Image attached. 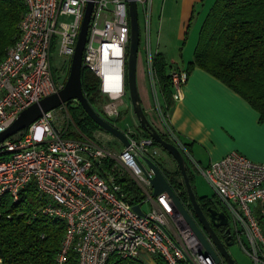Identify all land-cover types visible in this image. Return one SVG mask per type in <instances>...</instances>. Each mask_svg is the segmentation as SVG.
Instances as JSON below:
<instances>
[{
  "label": "built area",
  "instance_id": "built-area-1",
  "mask_svg": "<svg viewBox=\"0 0 264 264\" xmlns=\"http://www.w3.org/2000/svg\"><path fill=\"white\" fill-rule=\"evenodd\" d=\"M153 1L137 3L147 18L143 50L157 101L149 22ZM24 2L28 9L20 23V36L0 63V133L22 111L64 87L52 74L53 50L72 60L89 0ZM130 30L128 0H94L83 68L96 74L101 94L110 100L121 99L127 92ZM170 76L173 100L180 101L189 72L175 70ZM157 110L161 113L159 120L166 121L165 135L174 139L170 143L191 157L162 106H156ZM69 121L65 104L32 123L23 138L4 140L0 149V155L9 156L0 161V198L10 194L18 202L21 192L35 183L45 201L43 214L65 222L59 264H65L71 251L77 254L78 264H108L111 258L135 259L139 258L138 251L160 256L167 264H217L185 217L173 209L168 194L153 197L154 172L145 160L157 164L159 153L150 136L123 131L130 144L125 147L118 140L123 149L116 155L85 137L66 138ZM106 159L115 164L103 177L98 169ZM195 166L228 216L234 242L242 246L254 264H264V163L234 152L209 167L199 163ZM126 174L145 194L140 204L144 215L135 211L138 204L131 203L117 182L118 176ZM146 203H152L154 209L145 212Z\"/></svg>",
  "mask_w": 264,
  "mask_h": 264
},
{
  "label": "trees",
  "instance_id": "trees-1",
  "mask_svg": "<svg viewBox=\"0 0 264 264\" xmlns=\"http://www.w3.org/2000/svg\"><path fill=\"white\" fill-rule=\"evenodd\" d=\"M26 9L28 8L24 0H0V63L7 49L20 36V23L27 12ZM197 41L194 61L189 64L188 69L197 66L219 79L249 102L264 122V0H216L207 14ZM154 55L153 71L159 86L158 93L164 100L163 112L169 122L174 103L171 76L163 55ZM81 71L84 94L94 106L95 100L101 95L100 79L87 68ZM72 102L67 103L68 113L78 133L69 136L74 139L92 137L99 126L89 118L81 105L71 108L69 105ZM26 133L27 130H23L12 139H21ZM144 135L148 136L146 132ZM161 135L171 142L165 134ZM156 146L161 147L155 142ZM185 147L192 154L191 146L185 144ZM6 157L7 155H0V161ZM114 164L113 160L106 159L98 172L105 177V172L110 173ZM160 169L176 194L192 209L178 166L172 172L162 167ZM188 174L194 188L193 176L189 169ZM117 182L131 203H143L145 194L134 179L126 174L118 176ZM196 195L204 209L213 206L209 199L199 197L197 193ZM13 200L10 194L0 198L1 264H59L58 257L66 232L65 222L43 214L45 201L35 183L21 192L20 201ZM77 261V254L71 251L65 264H78ZM155 262L167 264L160 256L156 257ZM108 264L147 263L137 258H111Z\"/></svg>",
  "mask_w": 264,
  "mask_h": 264
},
{
  "label": "crops",
  "instance_id": "crops-1",
  "mask_svg": "<svg viewBox=\"0 0 264 264\" xmlns=\"http://www.w3.org/2000/svg\"><path fill=\"white\" fill-rule=\"evenodd\" d=\"M215 1L161 0L159 22L165 28L166 45L162 47L158 44L155 54L163 55L169 73L182 69L189 72L188 82L182 91V99L173 100L169 117L170 126L182 143L191 146L192 154L199 162H205V167L234 152L253 162L264 163V122L261 121L259 112L242 96L207 71L197 66L188 69L189 64L194 61L200 30ZM190 29H193L192 38L197 37V43L195 41L193 45L192 42L191 46V40H188L187 46L177 53L188 32L191 37ZM174 30L176 43L173 37L172 40L170 36V40L167 38L169 31L172 34ZM173 36L175 37V34ZM139 68L138 86L141 88L139 92L142 106L149 118L153 116L151 119L155 123H151L156 130L163 132L153 92L147 81L144 62L141 66L139 64ZM160 104L164 105L163 98Z\"/></svg>",
  "mask_w": 264,
  "mask_h": 264
},
{
  "label": "water",
  "instance_id": "water-1",
  "mask_svg": "<svg viewBox=\"0 0 264 264\" xmlns=\"http://www.w3.org/2000/svg\"><path fill=\"white\" fill-rule=\"evenodd\" d=\"M129 5V18L131 26V38L129 45V53L127 59V85L132 102L134 113L143 128L144 132L148 134L158 145L166 150L170 156L175 160L188 193L189 201L192 209L189 210L180 197L176 194L174 188L164 175L160 167L149 159L146 163L150 170L154 172V178L151 180L153 187V197L166 193L171 198L172 207L175 211L182 214L188 221L194 232L197 234L206 251L213 257L217 264L222 263L221 257L225 259L226 264H236L234 259L226 250V247L234 245L232 236H228L225 244L220 240L213 228L226 227L229 225V218L222 210L217 211L212 207L207 209V215L204 212L201 204L198 201L196 192L191 184L188 174V166L185 158L179 148L165 140L159 131L156 130L154 125L147 119V115L142 106L141 96L138 86V60L140 50V27L138 18V3L137 0H128ZM94 0H89L84 20L82 23L81 31L75 49L74 56L71 61L70 73L64 87L55 94L44 97L40 102L31 105L29 108L21 112L15 122L3 133H0V149L1 144L10 139L23 130H27L32 123L42 118L45 114L67 105L71 101H77L85 113L92 119V121L105 132L110 133L118 139L125 147H128L130 142L128 137L123 131L118 128L111 121L104 118L98 113L88 101L87 96L84 94L82 87L81 74L83 70V55L85 45L88 38L89 23L93 11ZM135 211L144 215L141 210V205L138 204L134 207ZM213 225V226H212ZM230 232V231H228Z\"/></svg>",
  "mask_w": 264,
  "mask_h": 264
},
{
  "label": "rangeland",
  "instance_id": "rangeland-1",
  "mask_svg": "<svg viewBox=\"0 0 264 264\" xmlns=\"http://www.w3.org/2000/svg\"><path fill=\"white\" fill-rule=\"evenodd\" d=\"M161 0H154L153 1V7H152V11H151V15L149 16V22H150V41H151V47L153 50V55L155 54V50L158 47V44H161V46L163 47L165 44V40H166V35H165V28L164 26H161L159 19H160V15H159V9L161 6ZM130 17V16H129ZM138 18H139V27H140V50H139V64L141 66V64H145L146 67V54H145V50H143L144 47V42H145V30L146 29V23H147V18L145 16V13L143 11V8L141 5H138ZM69 20V19H67ZM192 24H194V22H192ZM170 30V29H169ZM192 31L193 29H190V35L191 37H189V32L188 34L185 36V40L182 44H180L181 49H177V53H179L180 51H182V49L184 47L187 46L186 42L188 40H191V46H192V42L194 45V42L197 40V37H193L192 38ZM171 32L169 31L167 38L172 40L173 37V41H175L176 43V31L174 30V32L171 34ZM173 34H175V37L173 36ZM197 34V31H196ZM169 39V40H170ZM197 43V41H196ZM195 43V45H196ZM56 47V46H55ZM71 61L69 58H64V57H60L57 53V50L54 49L53 50V55L51 58V62H52V74L54 77V80L56 82H58V84H66V81L68 79L69 73H70V66H71ZM140 70V68H139ZM147 77L150 86L152 88V81L149 74L147 73ZM157 91L159 90V86L158 84L156 85ZM141 88L139 87V90ZM153 91V90H152ZM162 100V97L160 96V94L158 95V100L155 101L157 102L158 107H161L160 102ZM80 104L77 101H73L69 106H71V108H77ZM109 106V107H108ZM132 102L130 99V95H129V91L127 90L126 95L118 100H110L109 98H106L105 95L103 96L102 94L95 100L94 103V109L100 113L104 118H106L107 120L111 121L113 124H115L117 127H119L122 131L127 132L129 130H131V132H134L136 136H144V130L141 127L135 113H134V109L132 107ZM108 107V108H106ZM67 107V111H68ZM159 109V108H158ZM158 115L160 116V111L157 110ZM147 114V113H146ZM147 117L149 118L148 114ZM153 117V116H152ZM150 116V122H154L155 121ZM159 118V117H158ZM160 124H162V131L160 132L165 134V129H167V125H166V121L163 120L162 118H160ZM69 127H68V131L66 130L65 132V137L66 138H71V136H69V134H77L78 130L76 129L75 125L73 124V121L70 119L69 121ZM155 127V126H154ZM65 128H66V124H65ZM158 131V130H157ZM168 135V133H166ZM84 138V137H82ZM87 139H90L93 141V143L95 142L96 144H98L99 146L102 147H107L110 151H112L114 154H119L122 149L123 146L120 144V142L118 141V139H116L114 136H112L110 133L105 132V130L101 129L100 127L98 129H96L93 132L92 137H85ZM169 138V137H168ZM74 139V138H72ZM171 139V141H174V139L171 137L169 138ZM156 149L158 150V157L156 159L157 164L162 167V169L168 171V172H172L175 171L177 169V164L175 162V160L173 159L172 156H170V154L164 150L162 147L156 146ZM183 156L185 158L186 164H187V168L189 169V171L191 172L192 176H193V185L195 188L196 193L198 194L199 197H205L207 199H209L210 201H212L214 204L213 205H217V207H220L218 204V198L215 196V193L213 191V189L211 188V186L209 185V183L207 182L206 178L197 170L195 163H199V165L205 167V162L200 163L198 158L192 154L191 157H189L186 153H183ZM9 156L6 157V159ZM5 160V159H4ZM112 160V159H111ZM114 161V160H113ZM115 162V161H114ZM106 173V172H105ZM153 204L152 203H146L143 205V210L145 212H150L152 211L153 208ZM228 252L231 255V257L236 261L237 264H254L253 259L247 255V253L244 251V249L242 248V246L237 242L235 243L233 246L228 247ZM138 256L139 258L137 259H141L143 261H145L148 264H156L155 256H150L147 255L141 251H138Z\"/></svg>",
  "mask_w": 264,
  "mask_h": 264
},
{
  "label": "flooded vegetation",
  "instance_id": "flooded-vegetation-1",
  "mask_svg": "<svg viewBox=\"0 0 264 264\" xmlns=\"http://www.w3.org/2000/svg\"><path fill=\"white\" fill-rule=\"evenodd\" d=\"M214 204V203H213ZM212 204V205H213ZM220 206V205H219ZM203 208V207H202ZM210 208V207H209ZM212 208L213 209H215V210H217V211H220V210H222V211H224L222 208H221V206L220 207H217V205H213L212 206ZM208 209V208H207ZM207 209H204L203 208V210H204V212L206 213V215L208 214L207 213ZM213 226V225H212ZM213 228H214V230L213 231H215L216 232V234L218 235V237L220 238V240L225 244V240H226V234H230V236H231V232H228V231H230L229 229H230V227H229V225L228 226H226V227H215V226H213ZM234 239V238H233ZM234 244H235V242H234ZM226 250L228 251V247H226ZM229 253V252H228ZM221 259H222V263L223 264H226V262H225V259L223 258V257H221ZM235 261V260H234ZM235 263H236V261H235ZM237 264V263H236Z\"/></svg>",
  "mask_w": 264,
  "mask_h": 264
}]
</instances>
